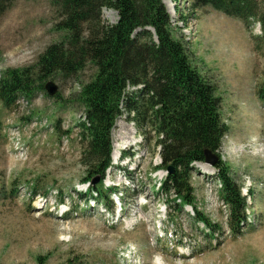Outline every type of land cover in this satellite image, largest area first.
Listing matches in <instances>:
<instances>
[{
	"label": "rangeland",
	"instance_id": "rangeland-1",
	"mask_svg": "<svg viewBox=\"0 0 264 264\" xmlns=\"http://www.w3.org/2000/svg\"><path fill=\"white\" fill-rule=\"evenodd\" d=\"M162 1L173 37L221 98L227 131L219 154L241 187L249 178L248 194L241 193L254 223L231 235L216 170L194 163L193 205L221 227L206 236L191 206L180 208L172 195L156 191V135L124 108L111 129L103 181L112 188L113 213L87 196L81 88L96 73L88 63L73 77L46 78L52 94H20L8 107L0 101V264H264V36L253 21L252 39L240 20L210 5L192 10L191 0ZM102 16L117 21L111 9ZM58 20L50 0H15L0 15V77L33 66L48 45L62 40ZM114 144L116 154L125 151L121 160Z\"/></svg>",
	"mask_w": 264,
	"mask_h": 264
},
{
	"label": "trees",
	"instance_id": "trees-1",
	"mask_svg": "<svg viewBox=\"0 0 264 264\" xmlns=\"http://www.w3.org/2000/svg\"><path fill=\"white\" fill-rule=\"evenodd\" d=\"M14 1L0 0V15ZM50 2L59 18L55 29L65 32V37L48 45L33 66L2 74L1 103L8 107L20 94L44 91L46 78L73 77L91 63L96 73L81 88L84 117L80 126L85 143L81 162L87 174L84 180L97 177L96 188H89L97 195L95 199L105 208L112 206L102 183L110 164L111 129L124 108L133 114L130 119L137 125L146 123L155 133L160 146L159 167L172 166L161 191L173 195L181 205L192 206L193 219L203 223L210 235L219 230L193 205L191 175L192 164L204 162L206 150L218 156L227 131L220 115L221 98L214 84L192 65L183 42L173 37L162 0ZM206 5L241 20L247 29L253 21L258 23L264 36V0L190 1L192 10ZM104 8L116 12L114 24L103 19ZM132 87L137 88L129 90ZM214 167L221 182L219 196L228 209L226 223L236 235L246 218V200L220 158Z\"/></svg>",
	"mask_w": 264,
	"mask_h": 264
},
{
	"label": "water",
	"instance_id": "water-1",
	"mask_svg": "<svg viewBox=\"0 0 264 264\" xmlns=\"http://www.w3.org/2000/svg\"><path fill=\"white\" fill-rule=\"evenodd\" d=\"M45 87L47 88L49 94H52L54 92L53 82L48 81L45 84ZM205 161H206V163H208L210 165H214L216 163V161H217V157L214 154H212L210 151L206 150V158H205ZM168 170L169 171H172V167L169 166L168 167Z\"/></svg>",
	"mask_w": 264,
	"mask_h": 264
},
{
	"label": "bare ground",
	"instance_id": "bare-ground-1",
	"mask_svg": "<svg viewBox=\"0 0 264 264\" xmlns=\"http://www.w3.org/2000/svg\"><path fill=\"white\" fill-rule=\"evenodd\" d=\"M168 5H169L168 7H169V9H170V7H171L170 2H168ZM119 138H120V137H119ZM130 139H132V138L130 137ZM132 141H133V140H132ZM132 141H131V142H132ZM117 147H118V144H114V152H115L114 156L116 155ZM114 152H113V153H114ZM207 173H209V172H207Z\"/></svg>",
	"mask_w": 264,
	"mask_h": 264
}]
</instances>
